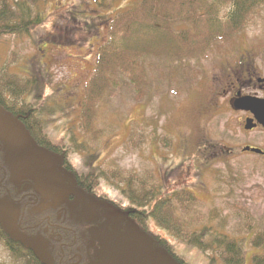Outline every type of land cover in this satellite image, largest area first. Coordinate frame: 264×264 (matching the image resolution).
Instances as JSON below:
<instances>
[{
  "label": "rangeland",
  "instance_id": "obj_1",
  "mask_svg": "<svg viewBox=\"0 0 264 264\" xmlns=\"http://www.w3.org/2000/svg\"><path fill=\"white\" fill-rule=\"evenodd\" d=\"M136 2L116 0L110 10L101 9L95 0L40 3L30 15L31 21L39 16L43 19L42 25L34 29L33 37L7 40L12 43L10 63L18 64L26 56L29 72L46 73L39 79L51 83L44 98L51 96L58 101L59 111L55 112V118L60 119L58 128L63 132L76 131L75 146L103 147L111 155L109 161H119L127 177L139 172L142 177L156 178L158 183L166 182L168 187L169 179L173 184H183L198 200L192 213L184 218L191 223L189 227L209 225L208 215L216 212L218 221L210 224L212 233L238 243L244 251V264H253V256L260 251L250 246V240L253 236L264 240V159L237 150L232 159L214 156L218 150L213 148L229 146L230 136L237 134L240 140L237 122L227 113L228 95L216 98L215 94L221 93L228 69L239 52L264 55V7L255 11L242 31L210 47L205 58L169 64L173 71L186 66L200 72L177 95L171 93L175 90L173 86L167 90L159 79L158 70L162 66L151 62L147 67L150 76L147 96L139 102L130 92L116 90L97 105L93 119L100 133L90 135L80 122L84 83L92 74L99 46L107 38L111 18ZM46 35L52 39L45 40ZM220 79L224 80L221 84ZM42 103L40 108L45 105ZM252 136L264 137L256 133ZM20 137L30 141L26 132ZM165 167L169 169V179L161 175ZM10 235L17 238L14 233ZM204 240L208 241L209 236ZM172 242L171 251L187 264H222L220 252L209 250L203 254L186 246L175 248L176 241ZM7 250L0 241V264H15Z\"/></svg>",
  "mask_w": 264,
  "mask_h": 264
},
{
  "label": "flooded vegetation",
  "instance_id": "obj_2",
  "mask_svg": "<svg viewBox=\"0 0 264 264\" xmlns=\"http://www.w3.org/2000/svg\"><path fill=\"white\" fill-rule=\"evenodd\" d=\"M7 28L0 26V233L16 234L17 238H9L21 242L38 264H133L121 250L122 235L130 228L167 264L175 255L171 240L176 241L175 248L196 249L188 245L189 232H200L203 227H192L189 232L169 228L171 196L190 189L169 178V187L163 186L139 172L127 177L125 168L119 161H109L111 155L103 147L75 146L76 131L58 128V101L44 98L51 83L36 81L46 73L29 72L26 56L18 64L10 63L12 43L7 40L23 36ZM241 52L228 69L221 93L215 94L216 98L228 95L227 113L237 122L240 140L237 134L230 136L229 146L213 148L218 150L214 156L232 159L237 150L264 159V137L252 136L264 135V126L244 104L264 107V55ZM37 120L44 123L43 129ZM247 124L252 128L246 129ZM24 132L30 141L21 139ZM51 133L59 139L53 141ZM12 158L23 159L14 171ZM168 174L165 167L161 175ZM133 189L136 204L130 202ZM147 197L153 201L150 210L141 208ZM204 242L199 238L197 243Z\"/></svg>",
  "mask_w": 264,
  "mask_h": 264
},
{
  "label": "trees",
  "instance_id": "obj_3",
  "mask_svg": "<svg viewBox=\"0 0 264 264\" xmlns=\"http://www.w3.org/2000/svg\"><path fill=\"white\" fill-rule=\"evenodd\" d=\"M47 1L0 0V25L5 24V29L6 24L11 25L7 31L18 36L33 37L34 29L43 19L39 16L31 21L30 15L33 8ZM95 1L101 9L110 10L116 0ZM263 7L264 0H137L132 8L113 16L107 25V38L95 55L92 74L84 83L80 110L82 129L90 135L97 136L100 133L94 126L96 107L116 90L130 92L136 101L141 102L150 91L147 67L153 61L162 66L158 70L159 79L166 85V89L173 86L175 90H171V93L177 95L200 72L179 66L182 68L174 70L175 75L169 64L205 58L210 47L242 31L255 11ZM49 39L52 38L46 35L45 40ZM36 81H40L39 78ZM37 125L43 129L44 123L37 120ZM134 176L136 174L130 177ZM162 177L168 178L166 175ZM135 193L133 189V198L130 199L132 204L137 203ZM171 198L168 207L169 228L175 232H183L185 229L191 231V223L184 218L192 213L197 198L192 192L182 195L175 193ZM142 203L141 208H152L153 201L149 197ZM177 211L180 212L179 216ZM217 218L216 212L214 215L210 212L207 220L209 225H203L199 233L191 232L188 245L195 246L203 254L209 250L220 252L222 264H244V251L238 243L234 240L229 242L226 236L212 233L210 224L216 223ZM2 234L0 241L6 244L15 264H38L36 256L27 251L21 242L11 240L8 234ZM206 235L209 236L208 241L197 243L199 238L203 239ZM263 242L256 236L250 240V246L260 251L259 255L253 256V264H264ZM171 262L187 264L176 255Z\"/></svg>",
  "mask_w": 264,
  "mask_h": 264
},
{
  "label": "water",
  "instance_id": "obj_4",
  "mask_svg": "<svg viewBox=\"0 0 264 264\" xmlns=\"http://www.w3.org/2000/svg\"><path fill=\"white\" fill-rule=\"evenodd\" d=\"M244 104L247 108H250L258 122L264 126V107L250 102ZM251 128L247 124L246 129ZM245 150L255 154H261L256 149ZM22 161L23 159L20 158H12L10 160L11 169L14 171L17 164ZM121 250L125 258L133 264H167L163 256L152 253L147 242L141 238L140 233L134 228L127 229L122 235ZM169 264H172V262L169 261Z\"/></svg>",
  "mask_w": 264,
  "mask_h": 264
}]
</instances>
